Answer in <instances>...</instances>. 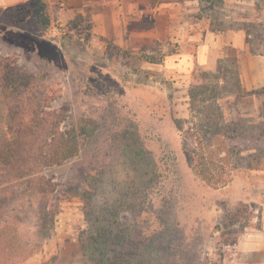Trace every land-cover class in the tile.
<instances>
[{
  "label": "rangeland",
  "instance_id": "rangeland-1",
  "mask_svg": "<svg viewBox=\"0 0 264 264\" xmlns=\"http://www.w3.org/2000/svg\"><path fill=\"white\" fill-rule=\"evenodd\" d=\"M111 1L43 0L41 18L0 24V140L10 134V105L81 133L76 157L42 169L52 185L44 203L16 188L9 218L33 248L22 264H91L86 241L100 244L99 264H232L264 209V0H189L170 19L181 39L161 42L143 37L154 8L119 13ZM118 18L124 30L114 29ZM244 26L249 87L237 50L189 40ZM213 75L231 93L230 117L237 110L258 126L224 187L193 173L176 128L188 118L190 85Z\"/></svg>",
  "mask_w": 264,
  "mask_h": 264
},
{
  "label": "trees",
  "instance_id": "trees-1",
  "mask_svg": "<svg viewBox=\"0 0 264 264\" xmlns=\"http://www.w3.org/2000/svg\"><path fill=\"white\" fill-rule=\"evenodd\" d=\"M42 1L30 0L17 8L0 10V24L23 21L29 15L41 18L46 13L39 11L36 6ZM44 19L49 25L47 16ZM251 28L244 26L241 30L248 50L253 52L249 41ZM261 52L264 54V51ZM148 62L154 63V60L149 59ZM219 71L220 68H217L216 72ZM16 78L14 71L6 76L3 85L9 87L6 88L9 92L17 87ZM219 80L218 76L213 75V83L193 82L187 91L188 118L176 120V128L183 137L187 164L198 178L214 187H224L231 181V172L237 170L239 161L244 159L243 153L251 150L248 143L253 137H249L248 131L258 129L257 125L253 127L242 119L237 110L234 111V118L230 117L225 105L229 104L231 93ZM239 86L237 92L241 93ZM6 110L10 119V134H5L0 140V264H22L33 254V248L22 242V237L9 218V210L17 196L16 188L22 186L24 197L41 195L44 203L51 193L52 185L41 173L42 169L76 157L80 150L78 141L81 133L73 128L60 130L57 119L46 120L44 114L39 116L26 112L18 105H10ZM259 138L254 141L259 142ZM240 144H243L242 147ZM43 213L47 216L53 214L45 208ZM95 245L96 248L92 243L84 242L91 264L100 262L95 259V255L100 254L101 246L99 243Z\"/></svg>",
  "mask_w": 264,
  "mask_h": 264
},
{
  "label": "crops",
  "instance_id": "crops-1",
  "mask_svg": "<svg viewBox=\"0 0 264 264\" xmlns=\"http://www.w3.org/2000/svg\"><path fill=\"white\" fill-rule=\"evenodd\" d=\"M29 1L30 0H0V10L14 9ZM188 1L189 0H115V2L111 1V3L116 4L115 11L119 13L124 12L122 7H124L125 11H128V7L131 6L138 7L139 12L148 11V9L153 10L154 8L156 13L153 23L147 29H143L150 31L144 32L143 37L161 42L174 38H176V41L181 39L179 38L180 35L175 33L174 30H176L177 27L174 28V23L170 19L172 17V10L175 7L181 6L186 8ZM157 6L161 7L156 9ZM118 19V22L115 21L114 29L124 30L126 28L125 24H122L120 27L121 19ZM139 36H141V34ZM189 40L202 42L205 46L213 45L220 47L228 45L237 50L238 55L236 59L240 67V77L242 81L246 83L245 85L249 87V83H247L249 75L247 66L248 61H253V57L249 55L250 53L246 49V38L243 30H228L222 35L206 31V33L200 35L198 38L195 39L194 37H190ZM117 43L119 44L118 41ZM204 50L205 47L199 45L196 49V55H200ZM254 221L255 219H253V223L249 227L244 229V232L238 238L235 246L236 257L233 259L232 264H264V209L257 223Z\"/></svg>",
  "mask_w": 264,
  "mask_h": 264
}]
</instances>
